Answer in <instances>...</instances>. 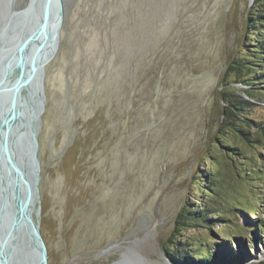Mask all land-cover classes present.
Listing matches in <instances>:
<instances>
[{"label": "rangeland", "instance_id": "obj_1", "mask_svg": "<svg viewBox=\"0 0 264 264\" xmlns=\"http://www.w3.org/2000/svg\"><path fill=\"white\" fill-rule=\"evenodd\" d=\"M8 1L29 2L0 0V25ZM62 1L39 136L50 264H177L180 244L264 264V134L244 143L224 123V94L249 100L252 72L233 66L263 35L257 0ZM250 101L264 124V92ZM209 157L215 194L195 186ZM189 204L215 216L176 240Z\"/></svg>", "mask_w": 264, "mask_h": 264}, {"label": "water", "instance_id": "obj_2", "mask_svg": "<svg viewBox=\"0 0 264 264\" xmlns=\"http://www.w3.org/2000/svg\"><path fill=\"white\" fill-rule=\"evenodd\" d=\"M14 13L0 33V264H50L41 233L39 136L63 1L31 0Z\"/></svg>", "mask_w": 264, "mask_h": 264}, {"label": "trees", "instance_id": "obj_3", "mask_svg": "<svg viewBox=\"0 0 264 264\" xmlns=\"http://www.w3.org/2000/svg\"><path fill=\"white\" fill-rule=\"evenodd\" d=\"M255 8L258 9V13L251 14L252 17L249 18V21L253 22L257 20L258 23H256L257 21L253 23V27H256L257 29L252 30H254V33L261 30L263 35L255 33L258 41H256L257 44L254 45V48L247 49V56L244 58L246 62L240 63L239 67L233 66L235 69L240 70L242 67L247 68L250 69V72H252L251 76L240 79L244 82V85L249 87V91L246 93L249 100L235 99V95L233 97L232 95L229 96L224 94V96L228 99H226V101L224 100V115L226 116L224 123L225 126H227L225 129L231 131L232 135L230 134V136H233L244 143L251 142L250 130L253 127L261 129L259 130L260 133L264 134V124H260L246 116H250L252 112L254 103H251L250 100H254L257 95L263 94L264 92V86H261L264 84V0H257ZM253 16L257 17L254 18ZM256 25L259 26L257 27ZM258 102L261 103L260 101ZM221 148L227 150V152H221L225 154L228 159H230L231 163L237 164L240 154L237 147L221 146ZM205 163V175L200 179H197L195 186H197V189L200 190L201 193L210 191L215 194L218 190L217 178H214L215 171L213 169H209V166H217V159L216 157H209V159H206ZM188 207V212L185 217L190 221V223H188V225H185V223L183 225L181 224V229L177 232V235L179 234V236L176 237V240L182 237V234L180 233L183 232L184 227H187L189 230H193L196 228L195 226L199 224H208L211 222V218H214L215 216L214 214L211 215L212 213L209 211V208H202L200 210L196 208L193 211H189L191 208L190 204ZM186 219H184V221ZM177 225L180 227L179 222ZM260 227L264 229V223H259V228ZM193 248L195 251H193V249L188 250L180 244L173 252L168 251V256L177 264H245L246 261L245 257L232 256L231 251L229 252L228 249L212 254L210 253V250H208L207 253L204 251L205 248L201 249L200 246Z\"/></svg>", "mask_w": 264, "mask_h": 264}, {"label": "bare ground", "instance_id": "obj_4", "mask_svg": "<svg viewBox=\"0 0 264 264\" xmlns=\"http://www.w3.org/2000/svg\"><path fill=\"white\" fill-rule=\"evenodd\" d=\"M30 1L31 0H29V2H28V4L25 6V8L24 9H26L28 6H29V3H30ZM9 2V1H8ZM7 2V5H5V7H4V10L9 14V12H18V11H20V10H14V9H11V5H10V2L8 3ZM23 10V9H22ZM14 13V14H15ZM6 22H8V20L6 21ZM5 27H6V24H2V25H0V33H2L3 32V34H4V29H5ZM17 42V41H16ZM59 51V50H58ZM41 204H42V201H41ZM41 211H42V205H41Z\"/></svg>", "mask_w": 264, "mask_h": 264}]
</instances>
